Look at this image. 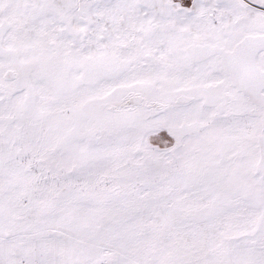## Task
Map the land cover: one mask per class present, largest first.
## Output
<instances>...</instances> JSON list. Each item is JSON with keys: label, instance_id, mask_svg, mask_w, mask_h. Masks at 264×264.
<instances>
[{"label": "snow or ice", "instance_id": "snow-or-ice-1", "mask_svg": "<svg viewBox=\"0 0 264 264\" xmlns=\"http://www.w3.org/2000/svg\"><path fill=\"white\" fill-rule=\"evenodd\" d=\"M0 264H264V0H0Z\"/></svg>", "mask_w": 264, "mask_h": 264}]
</instances>
